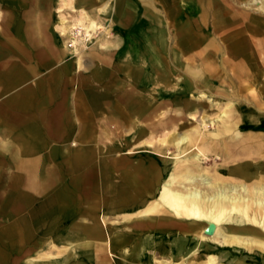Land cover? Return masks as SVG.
Masks as SVG:
<instances>
[{"label":"bare ground","instance_id":"bare-ground-1","mask_svg":"<svg viewBox=\"0 0 264 264\" xmlns=\"http://www.w3.org/2000/svg\"><path fill=\"white\" fill-rule=\"evenodd\" d=\"M50 1L37 0V5H49ZM117 1L103 0L97 14L107 16L112 9L119 12ZM74 2L60 0L59 9L74 7ZM153 2L157 9L162 6L166 14H160L155 8L149 15V27L141 26L140 31L145 36H152L154 50L143 48L140 51L141 48L133 45L125 49V53L132 59L139 54L150 56L148 72L152 70L153 73L157 71L172 76L183 73L177 64H184L183 48L188 45L193 49L200 48L202 52L194 53L193 57L203 64L200 68H187L189 77L187 81L181 80L185 82V91L192 93L198 90L201 99L222 105L220 115L211 118L204 114L198 125L173 135L171 143L179 151L175 155L177 159L167 162L163 169L143 164V168L122 176L123 190L118 201H121L125 213L115 239L110 236L104 244L93 242L94 245L89 241L82 244L70 241L63 247L65 251L80 245L84 248L95 246L100 251L109 250L116 264H264V0ZM187 2L200 7L202 15L199 18L185 19ZM97 14L80 9L71 25L62 14L57 27L63 33L86 30L82 40L87 41L93 31L104 27ZM43 17H40V23H43ZM15 23L18 28L17 19ZM112 45L110 41L101 43L107 48ZM5 81V78H0L1 95L8 90ZM225 89L232 103H215L216 98L209 91L224 97ZM145 99L129 98V106L123 107L124 113L132 109L149 116L154 98ZM189 110L191 117L197 119V105H192ZM217 120L221 124L211 132L210 143L199 147L198 152L188 157L189 146L195 145L200 138L206 139L202 130ZM159 141L163 145L170 144L167 137ZM211 159L217 163L214 171L204 165ZM211 225H214V230L209 234L207 231ZM24 231L29 233L28 225ZM168 235L171 238L167 243ZM155 251L163 254V259H159ZM100 264L111 263H105L102 257Z\"/></svg>","mask_w":264,"mask_h":264},{"label":"rangeland","instance_id":"rangeland-1","mask_svg":"<svg viewBox=\"0 0 264 264\" xmlns=\"http://www.w3.org/2000/svg\"><path fill=\"white\" fill-rule=\"evenodd\" d=\"M149 2L151 3L152 0ZM146 3L139 2L140 7H145ZM36 4L35 1L20 3L14 2V0H0V76L4 75V72H20L24 69V66L21 67L23 62L15 55V50L11 51L10 41L8 39L6 40L5 33H9L10 28L8 20L9 14L18 9L20 5L25 11H32V9H35ZM50 6V9L46 5L41 8L45 11H51L50 14L44 13L50 24L48 32L52 33L56 40L58 37L61 43L71 51V55L75 57L78 55L83 56L85 61L91 62L90 59L102 51L100 49L101 43L116 41L121 35L116 29L114 10L103 17L97 14V10L101 6L98 0L93 2L92 7L88 6L86 9L93 15L97 14V18L102 19L104 27L93 31L92 37L87 41L82 40L86 35V30L79 33V29H75L74 31L63 33L57 28L62 14L71 25L79 14L80 9L84 8L82 7V3L77 1L74 7H65L63 10H60V0H53ZM185 7L189 11L185 13V19L192 17L199 18V15H202L200 7L197 8L194 3H185ZM47 13L49 12L47 11ZM132 30L129 29V31ZM12 35L14 37L15 34ZM144 40L141 42V45L145 47L150 46L149 48H151L152 38L149 36V38H145ZM75 41L77 45H75ZM30 51L33 53V50L26 51L28 64L33 61ZM200 51L202 52L200 49L190 48L189 45L185 46L183 49L184 64L177 62L183 69V73H175L172 75L173 77L166 76V74L158 73L157 71V73L152 75V70L148 72L147 66L144 67L142 65V63H147L148 60V57L142 54H140V59L137 61L141 63L139 64L140 69L138 71L135 70V72L125 63L126 61L122 64L119 62L102 64L104 67L101 69L100 81H98V85L102 91H108L109 95L116 96L120 101L123 98L122 103L124 107L126 105L129 106L127 104L129 98L138 99L139 97L140 99H145L147 97L145 99L147 100L151 95L154 98L153 102L156 111L154 114L148 116L141 112L132 113V109H129L128 112L123 114V121H118L119 123L121 122L120 124L118 123L117 125L108 120V135L103 142L104 144H102L103 152L107 148V161L87 162L85 164L87 169L86 178L83 179L85 183H81L80 186H76L78 184L77 180L78 182L80 181L76 176H60L54 179L51 177L45 179L47 183L42 191H36L35 188L26 187L24 182L25 177L20 176L25 174V172L22 170V162H20L18 157L19 147L16 144L17 139L20 137L26 139L27 137L26 140H31L33 133H40L43 129L50 127H47L43 123V120H41L47 113L48 105L44 103V107L42 108L38 105L39 108L37 111L35 109H28V107H20L23 105L22 101L24 99L27 102L34 100L29 94L25 95V98H13L11 100L8 107L4 108L7 117V136L5 140L3 139L2 128L0 127V264H51L52 261L63 258L66 255L63 247L66 243L54 241V239L57 240L59 235L61 236L62 233H66L68 230L74 228V225H71V223L83 222L85 220L83 219L84 215L89 211L87 207L90 206L91 201L94 202L95 198L99 197V193L97 192L100 188L101 170L104 167L108 165V170L110 171L111 166L113 168L116 166V168L126 172L134 169L138 165H147L153 162L158 169H163L167 161L177 159L175 155L179 151L171 143L173 135L184 133L193 126L198 125L199 119L204 114L211 118H217L220 115V107L222 105H213L210 100L201 99L198 90L197 92L195 91L189 94H184L182 91L180 78L189 77L187 68L201 67L202 62L200 60H194L193 57L195 52ZM86 71H84L86 75L91 74L89 73L90 69ZM148 76H151L152 81L150 83H141L143 81L148 82ZM136 80H139V83L133 82ZM114 89L115 92H113ZM136 92L137 94H135ZM209 94L216 98L215 103H232L229 100L227 89L223 93L224 97H219L217 93L214 94L212 91H209ZM12 95L10 96L13 97ZM0 100V106H3L4 97L0 96ZM175 102L178 104L176 105ZM194 104L197 105L199 111L197 113V119L192 118L189 113V108ZM167 109H171L168 112L169 114L165 113ZM42 111H44V114ZM2 114L0 113V116ZM47 116L45 115V117ZM132 117L135 119L133 122ZM220 124L221 122L217 120L215 124L209 123L208 129L202 130L206 134V139L204 137L203 140L200 138L195 145H190L186 152L188 153V157L198 152L199 147L206 146L210 143L211 132L215 131ZM33 129L36 130L33 131ZM163 137H167L170 144L163 145L159 141ZM1 142H4L6 149L3 148ZM146 142H149V144ZM77 145L78 142L74 141L73 146L77 147ZM216 164L214 159L204 163L206 167L208 166L213 171L217 166ZM29 168L31 169V166ZM33 171L31 169L29 173ZM78 202L80 203V207ZM110 210L101 211L98 217H100L103 226L105 221L108 229L110 231L114 230L117 233L123 224V214L113 212L115 210ZM55 220L59 221L56 225ZM25 222H28V226L31 229V234L28 238L21 237L18 232V226L20 225L21 228L25 227L26 224H21ZM155 254L159 259H163V254L160 252L155 251ZM111 256L109 253V257L113 259V256Z\"/></svg>","mask_w":264,"mask_h":264},{"label":"crops","instance_id":"crops-1","mask_svg":"<svg viewBox=\"0 0 264 264\" xmlns=\"http://www.w3.org/2000/svg\"><path fill=\"white\" fill-rule=\"evenodd\" d=\"M27 1H35L37 3V0H14V2L20 3H25ZM52 1L53 0H51L50 3H52ZM77 1L82 3V7L86 9V7L88 6L92 7L93 2H96L97 0H75L74 6ZM98 1H100V3L103 2V0ZM149 1L151 0L117 1V4L120 5L119 12H116L115 9H112V11L114 10V18L117 25L116 29L121 35L120 37H118V40L110 41L112 44H114L112 45V47L107 48L105 46H101L102 51H100L98 55L94 56L96 59L92 57L90 59L91 62L85 61L83 56L78 55L75 57L71 55V51L61 43L58 37V40H56L53 37L52 33L48 32L50 24L49 20H47L48 18L45 17L46 15L44 13L50 14L51 11L42 10L41 8H43L44 6H39L36 4L34 10L32 9V11H25L21 10L24 8H22V6L20 5L19 8L17 7L18 9L9 14L8 20L10 23V28L9 33H5L7 37L6 40L8 39L10 41L11 51L15 50V55L20 59L21 62H23L21 67H26H24V69H22L20 72H5L4 75L0 76V78H5V83H7L8 86V90L6 91V93L2 95L0 93V96L4 97L3 106H0V113H3L4 108L8 107V104L11 103V100L13 98H25V95L29 94L31 98H34V100L27 102L24 99L22 101L23 105H21L20 107H28V109H35V111H37L38 105L40 107L43 105L42 107H44L45 103L48 105L46 110L47 113L45 115H50V117H45V115L42 117V119L44 120L43 123L47 125V127L50 126L49 128L43 129V131L40 133H33L31 135V140H26L27 137L26 139L24 137H20L17 139L16 144L19 147L18 157L20 162H22V170H24L25 172V174H22L20 176L25 177L24 182L27 188H35L36 191H42L47 183L45 179H48L49 177L54 179L60 176H76L77 179H80L79 182L77 180L78 184L76 186H80L81 183H85L83 179L86 178L87 169L85 167V164L87 162L95 163L98 161H107V148L104 150L105 153L102 151V144H104L103 142L108 135L107 123L108 120H110L111 122L118 125V121H123L122 116L124 114V105L122 103L123 98L120 101L116 96L109 95L108 91L104 92L99 87L98 81H100L101 69L102 67H104V64H108L109 62L110 64L112 62H119L120 64H122L126 61L128 66H130L131 69L134 70V72L135 70L138 71L140 69L139 64H141L137 62L140 59V54L136 59H132L127 53H125L124 50L130 48L133 45L141 48L140 51L143 48L147 50H154L153 47L149 48L150 46L145 47L141 45V42H143L145 38H149V36L152 38L151 35L148 34L145 36L140 31L141 26L149 27L152 10L156 8L154 7L155 5L153 0L151 3ZM139 2L147 3L145 4V7H140ZM189 3L192 4L193 2ZM46 7L48 9L51 8L50 4L46 5ZM159 7L160 8L156 9L160 14L162 13L163 15H165V10L161 8L162 6ZM47 11L49 13H47ZM186 11V13L189 12L188 9ZM42 16H44L42 21L43 23H40L39 19ZM15 19H17V23L19 26L18 28L15 27ZM140 19L141 21H139ZM41 27L43 28L40 29ZM129 29H134V31H129ZM11 34L16 35H14L13 37V35L11 36ZM153 43L154 41L152 42V44ZM27 50H33V53L31 52V54L34 62L31 61L30 64L27 63L28 60L26 59ZM101 53L103 56L101 55ZM149 58L151 60L150 56H148V59ZM146 64H148V62L142 63L144 67L147 66ZM202 64L203 63H201V65ZM87 69H90L91 74L89 77L84 73V71L87 72ZM55 72H57V75ZM155 73L156 71L154 73L152 72V75H154ZM166 76L173 77L168 74H166ZM148 77L150 79L147 78V80L148 83H150L152 81V78L151 76ZM41 78H43L44 80ZM182 79H186L187 81L188 78L184 77ZM135 82L139 83V80H136ZM180 83L182 84L181 87L183 93L189 94L190 92L184 90V80H180ZM10 95H12L13 97H11ZM151 105L152 111L149 115L154 114L156 111V109H154V102L153 104L151 103ZM170 111L171 109H167L165 113H168ZM133 112L138 113L136 111H132V113ZM42 113L44 114V111H42ZM133 121H135V119L132 117V122ZM0 127L2 128L3 139L5 140L7 136V117L5 111L0 116ZM34 130L36 129H33V131ZM74 141L78 142L77 147L73 146ZM1 145L4 149H6V145L4 144V142H1ZM29 166H31V169L34 170L33 176H29V170H31ZM149 166L157 168V166L153 162H150ZM139 167L143 168V165H138L134 169L126 172L122 169L116 168V166H114L115 169H113V167L111 166V172L108 170V165L104 167L101 170L100 188L97 192L99 193V197L95 198L94 202L91 201L90 206L87 207V210H89L90 212L84 215L83 219L85 220H83V222L80 221L71 223V225H74V228L68 230L66 233H62L61 236L59 235V238L57 240L54 239V241H60L62 243H69L70 241H80V244L89 241L91 243L90 245H94L93 242H95L96 244L98 242L104 244L106 239H108V237L110 236L115 239V237L118 235V231L116 233L114 230L110 231L107 227H104L106 225V222L104 221L103 226L100 217L98 216H100L101 211H108V209L115 210L113 212L121 213L124 215L125 212L122 210L123 205L121 204V201H118V199L121 200V193L123 190L122 176L127 173H133L136 168ZM76 198L80 200V195L79 198L78 196H76ZM78 205L80 207V203ZM58 220L54 221L55 225L59 223ZM21 224L28 225V222ZM97 228L100 229L98 230ZM22 229L19 225V235L23 238H28L31 234L30 227L29 233L24 231L25 227H23ZM138 234L139 231L137 232V235H134L135 238L138 237ZM167 237L168 238L166 242L168 243L171 237L170 235H168ZM109 253V250L100 251L95 246L84 248L82 247V245H80L77 248L69 249L68 251H66V255L63 256V258L54 260L51 262V264H100L102 257L103 259H105V263L110 262L111 264H116V259L112 256L111 257L113 259H111L109 257ZM114 253L117 254L116 252Z\"/></svg>","mask_w":264,"mask_h":264},{"label":"water","instance_id":"water-1","mask_svg":"<svg viewBox=\"0 0 264 264\" xmlns=\"http://www.w3.org/2000/svg\"><path fill=\"white\" fill-rule=\"evenodd\" d=\"M214 230V225H211V227H209V229H208V231H207V233H211L212 231Z\"/></svg>","mask_w":264,"mask_h":264}]
</instances>
